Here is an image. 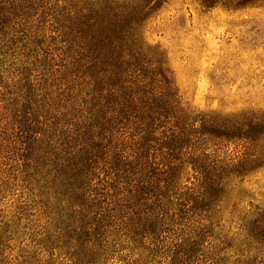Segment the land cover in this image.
Masks as SVG:
<instances>
[{
  "label": "trees",
  "instance_id": "obj_1",
  "mask_svg": "<svg viewBox=\"0 0 264 264\" xmlns=\"http://www.w3.org/2000/svg\"><path fill=\"white\" fill-rule=\"evenodd\" d=\"M158 1L55 0L49 10L56 34L48 40L27 23L39 8L44 14L40 0H0V56L17 43L22 50L19 63L5 69L12 97L9 127L1 131L44 221L36 237L49 264H113L124 250L132 254L126 264H151L157 256L166 264L199 256L225 262L222 248L208 243L222 215L216 203L226 178L256 160L222 163L206 142L253 141L254 133L181 106L160 53L139 33ZM197 2L209 10L264 0ZM187 168L191 182L181 177ZM240 222L235 263L264 264V207ZM137 250L144 253L136 259Z\"/></svg>",
  "mask_w": 264,
  "mask_h": 264
},
{
  "label": "rangeland",
  "instance_id": "obj_2",
  "mask_svg": "<svg viewBox=\"0 0 264 264\" xmlns=\"http://www.w3.org/2000/svg\"><path fill=\"white\" fill-rule=\"evenodd\" d=\"M54 1L40 0L44 14L41 15V7L27 19L29 27L37 26L47 39L56 34L50 32L56 27L49 10ZM139 33L148 48L160 53L180 104L191 115L227 128L238 125L243 131L254 133L253 141L211 137L206 142L208 153L222 163L256 160L243 175L226 178L227 185L216 203L222 215L208 241L210 246L222 248L218 256L225 259L224 264H236L242 239L240 218L255 207H264V2L239 9L218 5L206 10L197 0H159ZM4 51V59L0 56L4 60L0 67V264H49V253L36 237L44 221L39 219L37 207L31 206L10 138L1 131L9 127L6 114L12 97L5 69L12 63L17 65L22 53L18 43ZM181 177L193 181L188 168ZM224 237L229 241L225 249ZM142 253L133 251L134 258ZM122 254L124 259L113 264H126L132 256L128 250ZM167 261L157 256L151 264ZM59 262L57 259L54 264ZM64 262L70 264L68 260ZM192 264L214 262L199 256Z\"/></svg>",
  "mask_w": 264,
  "mask_h": 264
}]
</instances>
